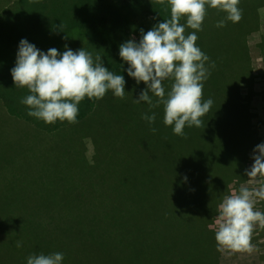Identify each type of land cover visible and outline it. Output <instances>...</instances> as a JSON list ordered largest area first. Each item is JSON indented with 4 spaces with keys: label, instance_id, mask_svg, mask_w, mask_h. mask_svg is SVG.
Here are the masks:
<instances>
[{
    "label": "trees",
    "instance_id": "trees-1",
    "mask_svg": "<svg viewBox=\"0 0 264 264\" xmlns=\"http://www.w3.org/2000/svg\"><path fill=\"white\" fill-rule=\"evenodd\" d=\"M252 5L248 28L231 39L230 78L205 89L218 94L211 98L215 127L227 100L232 116L221 123L238 135L206 137L194 160L170 156L167 129L159 138L154 128L142 133L136 120L142 107L133 111L122 103L130 91L120 99L111 91L100 100L85 98L76 123L46 124L27 115L21 100L28 90L15 88L10 73L18 44L27 39L45 52H63L67 44L93 58L98 54L132 87L134 81L121 70L119 45L138 41L141 29L170 19L167 0H14L1 10L0 130L16 132L22 141L27 137L31 162L15 170L10 188L0 180V190L13 192L15 204L39 212L11 214L0 192V256L6 258L0 264H11L31 249L61 252L62 264H220L222 251L209 225L223 196L247 179L249 155L261 143L252 96L240 93L243 83L253 91L246 37L260 27L264 0ZM0 141L6 142L5 134ZM42 184L50 190L39 195Z\"/></svg>",
    "mask_w": 264,
    "mask_h": 264
},
{
    "label": "clouds",
    "instance_id": "clouds-1",
    "mask_svg": "<svg viewBox=\"0 0 264 264\" xmlns=\"http://www.w3.org/2000/svg\"><path fill=\"white\" fill-rule=\"evenodd\" d=\"M238 3L239 0H167L170 19L160 20L146 32L141 29L138 41L130 38L119 45L122 73L126 71L137 86H146L134 101L147 103L150 110L163 105V123L171 126L175 135L184 136L186 126L201 127V118L213 105L211 98L202 100L203 82L211 74L206 67L209 57L196 45L206 11L210 8L225 14L216 25L222 28L227 21L240 20ZM181 19L185 23H180ZM186 29L192 31L185 34ZM10 73L15 88L28 90L21 100L28 108L27 115L46 124L76 123L79 104L85 98L100 100L109 91L123 98L126 93L123 74L106 67L100 55L93 58L84 48L74 51L67 44L63 52L56 48L45 52L21 39ZM165 80L172 81L167 93L162 87ZM142 119L152 124L156 114L145 113ZM252 160L244 172L247 179L235 189L229 186V194L223 196L214 222L209 225L215 230L218 251L252 252L253 231L264 228V211L257 207L264 201V142L254 148ZM16 246L21 247L22 242L17 241ZM63 260L61 252L40 253L29 255L27 264H62Z\"/></svg>",
    "mask_w": 264,
    "mask_h": 264
},
{
    "label": "rangeland",
    "instance_id": "rangeland-1",
    "mask_svg": "<svg viewBox=\"0 0 264 264\" xmlns=\"http://www.w3.org/2000/svg\"><path fill=\"white\" fill-rule=\"evenodd\" d=\"M13 1L14 0H0V12L4 7L11 4ZM255 2H258V0H245L243 4L238 5V7L241 9L240 20L235 23L227 21L225 26L222 28H218L216 25L224 18L225 14L216 9H207L206 16L202 24V31L197 32L198 40L196 41V45L209 57V60L206 62V67H209L211 73L208 79L203 82L204 87L202 100L214 98L218 95L215 91L208 92L205 90L207 87H212L211 82L220 85L224 84L227 79L230 78L229 69L234 53V47L233 44H231V39L233 33L243 34L248 28L249 19H253L252 4ZM260 13L261 16L259 29L249 32L246 37V45L251 61V71L255 77L252 84L253 91L250 88L251 84L243 83L240 87V93L246 97H248V95L252 96L251 111L253 113V122L259 127L262 143L264 142V7L260 9ZM188 31L192 30L186 29L185 34H187ZM212 65H214V67ZM171 83V80H165L163 82L162 87L165 88L166 93L171 89ZM145 87L146 86L143 83L137 86L135 82H133L132 87H129L127 84L125 90L130 92L129 95H127L126 101L122 103L126 107H131L133 111L134 108L140 109V107H142V109H140L141 113L139 115L137 112L136 120L139 123V128H141L143 134L146 127L151 129L154 128L156 137L159 138L163 129H167L168 135L165 137V140L169 147L170 156L194 160L196 159L198 153H202L197 144L199 142H203L206 137L214 135L215 137L218 136L220 138L223 134L232 137L238 135V132L235 131L233 127L228 126L226 129L225 125L221 123L223 120H226L232 116V111L230 108L231 103L227 100L224 104L226 106L219 111L218 128L215 127V124L218 123L217 121L213 124L216 110L210 108L209 112L201 118L203 121L201 127L197 128L193 126L188 128L186 126L184 129V136L173 134L172 127L165 126L163 123V105L154 107L150 110L147 103H136L134 101V99L138 97L140 91ZM152 112H155L156 120L154 123L148 124L144 119H142V115L145 113L151 115ZM130 116H132L131 112ZM209 129L210 131H208ZM213 131L216 133H213ZM4 132L0 130V140L4 134L6 136V142L0 141V180L4 186L10 188L12 184L9 182L13 181V177L17 174L15 170H24L25 165L31 162V157L27 154V152L30 151L31 146L28 145L29 141L25 135L26 141H22L19 139L20 136L16 132L11 130H9L8 133ZM162 139L163 138H160L157 141H161ZM89 152H93V147H91ZM252 154L253 152L249 155L247 164L248 168H250L253 163ZM159 156H162V154ZM36 159L37 158L34 159V163ZM56 178L60 177L58 176ZM49 190L50 188L47 185L42 184L39 189V195H42V193H46ZM59 191V194L66 196V191L61 189H59ZM0 192L6 194V197L3 198L9 206V212L11 214H19L22 209L25 211L39 212V209L34 208L33 206L21 207V205L15 204L13 192L8 190H0ZM69 195L71 194L69 193ZM257 207L261 211H264V201L259 202ZM252 238L254 240L252 244L255 245L252 252H233L231 250L225 249L221 252V264H264V228L257 227L254 229ZM31 250L28 251L25 256L22 255L12 260L11 264H27V257L32 254H37L31 252ZM0 260L2 262L6 260L3 254H1Z\"/></svg>",
    "mask_w": 264,
    "mask_h": 264
},
{
    "label": "crops",
    "instance_id": "crops-1",
    "mask_svg": "<svg viewBox=\"0 0 264 264\" xmlns=\"http://www.w3.org/2000/svg\"><path fill=\"white\" fill-rule=\"evenodd\" d=\"M220 264H221V255H220Z\"/></svg>",
    "mask_w": 264,
    "mask_h": 264
}]
</instances>
